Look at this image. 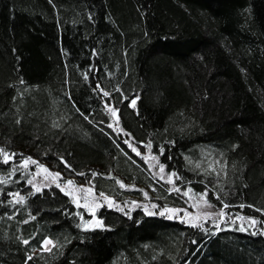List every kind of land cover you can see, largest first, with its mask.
Wrapping results in <instances>:
<instances>
[{
    "label": "trees",
    "instance_id": "16d2710c",
    "mask_svg": "<svg viewBox=\"0 0 264 264\" xmlns=\"http://www.w3.org/2000/svg\"><path fill=\"white\" fill-rule=\"evenodd\" d=\"M0 148L17 154L0 157V264H264V223L238 219L264 222V0H0ZM24 157L62 181L13 173ZM67 180L115 199L101 226L83 225ZM206 190L213 211L229 205L220 220L147 210Z\"/></svg>",
    "mask_w": 264,
    "mask_h": 264
},
{
    "label": "snow or ice",
    "instance_id": "6c2138e0",
    "mask_svg": "<svg viewBox=\"0 0 264 264\" xmlns=\"http://www.w3.org/2000/svg\"><path fill=\"white\" fill-rule=\"evenodd\" d=\"M89 71H91V69H90ZM84 78H85L86 80L88 79V73H85V74H84ZM21 83H23V81H21ZM95 90H96V91H99V92L101 93L102 97H110V95H111L108 91H105V90L103 89V87H101L100 85H97V88H96ZM117 91H119V89H117ZM136 102H137V99H135V98L132 99V100L130 101V103H131V105H132L133 107H135ZM105 109H106L111 115H113L114 117H116V124H117V127H118V126H119L118 109H116L115 107H113V106L110 104V102L107 101V100L105 101ZM85 119H87V116H85ZM19 122H20V121L17 120V123H19ZM108 127H109V128H113V124H111V123L108 124ZM120 132L123 133V129H120ZM124 134L127 135V136L129 137V139L124 140V143L128 145V147L132 150V152H134L137 156H140V157H141V158L147 163L149 157H148V156H144V154L141 153V152L139 151V147H138V145L134 142V138L131 137V134H130V133H124ZM117 146H119V145H117ZM143 146L146 147V148L149 150V153L151 152L152 144H151L150 141H149L147 144L143 145ZM159 152H160V155H163V153H164V148H163V147H160ZM125 155H127V153H125ZM16 156H17L16 153H9V152L6 151V149H4V148H0V157L3 158V163L7 164V163H9L10 161H15ZM150 158H151L153 161H155V163H154L153 165H151V166H152V167H157V166H158L159 171H158L157 175L160 176V179H165L164 175H162V174L165 173V167H166V166L163 165V164H160V163H159V157H158V156H151ZM130 159H131V158H130ZM60 160H61V162L64 164V166H65L66 168H69V169L71 170V165L68 164V162L65 161L63 157H60ZM217 163H218V162H217ZM30 164H32V165H36V166H37V171H36L35 173L32 174V175H33V178H34L36 175H39L41 171H43V172L46 174V175L44 176V179H45V180H48L49 178H51L53 181H62V177H61L60 173H58V172H56V173L49 172V170H48L47 168H45L43 165H40L38 161L33 160L31 157H24V158H22V160L18 163L17 166H13V168H12V172L14 173V172L18 171L20 168L28 169V167H29ZM197 167H199V165H197ZM209 167L211 168V165H210ZM211 170H212L213 172H215V169H214V168H212ZM10 175H11V174H10ZM76 175H85V174H84V173H76ZM91 175H92L93 177H95V176L98 175V174H97V173H92ZM217 175H219V173H217ZM173 178H175V179H173ZM179 179H181V178L178 176L177 173H175V172H169V173L167 174V180H166V182L175 185V180H179ZM27 182H28L29 184H31L33 187H35L37 192L41 191V188L36 187V185L33 184V180L30 179V180H28ZM116 182L120 185L121 188H124V187H125V185L123 184L122 181H119V180H118V181H116ZM0 183H6V181L0 179ZM63 184L66 185V186H67V185H72V184H73V181H72V180L63 181ZM89 185H90V186H89L88 188H79V189H77V191H79L80 193L84 194V200H85V204H84V206H87V205H88V194H90V193L93 192V187H94V186L91 185V181H89ZM45 186H48V185H45ZM56 186H57V187H61V184H60V183H57ZM61 190L64 191L65 189H64V188H61ZM171 190H172V191H176L177 193H181V194L184 195V196H188L189 192L191 191L190 188L187 189V190L185 191V190H182L180 187H175V186H174ZM66 194H67V193H66ZM11 195H14V196L18 197V199L16 200V203H20V202H22L23 199H24L23 197H20L18 193L11 194ZM207 195H208V191H207V190H206L204 193L199 194L200 199L204 201L205 206H207V207H212V205H210V204L208 203L207 199H206ZM99 196H100V197H104V193H102V192L99 193ZM145 196H147V193H145ZM216 198H217V199H220L219 196H217ZM104 199H105L106 201H108L109 206H112V202H111L110 200H108L107 197H104ZM10 202H11V201H10ZM92 203L95 204L96 207H100V206H101V205H100L99 203H97L95 200H93ZM77 206H81V205H79V203L77 202ZM153 207H155V205H153ZM227 207H229V205H227V204H223V205H222V208H221V211H220L219 213H216L215 215H217V216H219V217H221V218L224 217V216L226 215V213L223 211V208H227ZM240 207H244V205H241ZM249 207H252V206L249 205ZM166 211H167V212H179V211H183V210L166 209ZM257 211H262V212H264V210H261V209H257ZM160 214H161V215H164L165 213H164V212H161ZM185 215L187 216V215H189V214H188L187 212H185ZM204 216H205L207 219H211L212 216H213V213H205ZM33 218H34V217H33ZM168 218H172V217L169 216ZM198 219H199V217H195V218H194V220H198ZM238 219H241V220H247L250 226H255L257 223H264V222L257 221V220H255V219H251V218H246V217H238ZM189 222L191 223V226H192V227H200V228H203V224H197V223L192 222V221H189ZM233 223H235L234 220H233ZM97 224H98V226H100V225L102 224V222L97 221ZM216 227L219 229V223L216 224ZM239 230H240V231H246L247 229H245V228L243 227V225H241V227L239 228ZM253 234L255 235L256 233H253ZM260 234L264 235V232H261ZM23 243H24V244H28L29 241H28V240H24ZM194 243H195V241H194ZM50 244H51L53 247H55V245L53 244V242H52L51 240L45 239V240L42 242L41 247H42L43 250H46V251H49V252H50V251H51V248L47 247V246L50 245ZM27 259H28V260H31L32 257L29 256Z\"/></svg>",
    "mask_w": 264,
    "mask_h": 264
},
{
    "label": "rangeland",
    "instance_id": "374dc122",
    "mask_svg": "<svg viewBox=\"0 0 264 264\" xmlns=\"http://www.w3.org/2000/svg\"><path fill=\"white\" fill-rule=\"evenodd\" d=\"M211 162L213 164V166L217 167L218 169H222V161H221V158L219 156H216L215 154L212 155L211 157ZM218 162V163H217ZM43 172V171H42ZM67 190H69L72 194H74V196L78 199V201L84 205L85 204V200H84V194L80 193L79 191H77V189L79 188H88L86 186H79L77 182H74L73 181V184L72 185H67L65 186ZM108 198V200H110L111 202H114V198L110 197V196H105ZM95 200L97 203L101 204L103 202H108L104 199V197H100L98 195H96L94 192L88 194V205L87 206H84L86 208V210L88 212L91 213V216L89 218H84L83 220V225L86 226V227H90V226H95L97 224V221H100L102 222V219L99 218L96 214V210H97V207L95 206V204L92 203V201ZM193 204H192V207H184L182 209L180 208H177V207H170V208H167V209H173V210H183V211H179V212H168V214H178L179 216L185 218V219H191V220H194L195 217H199V219H206V217L204 216L205 213H213V216L212 218H218L219 220L221 219V217L215 215L216 213H219V212H216V211H213V209L211 207H207L205 206L204 204V201L200 199V196L199 195H196L193 197ZM154 202H156L155 200H153ZM153 205L156 206L155 203H150L147 205V210L148 211H162V210H165L164 208L162 207H158L157 209H154ZM167 212V211H166ZM185 212H187L189 215H185ZM103 224V222H102ZM101 224V225H102ZM100 225V226H101ZM243 225V227H246L249 225L248 221L247 220H244L242 223H240V226ZM48 240H51L54 244V241L50 238H48ZM47 247L51 248L52 245H48Z\"/></svg>",
    "mask_w": 264,
    "mask_h": 264
}]
</instances>
